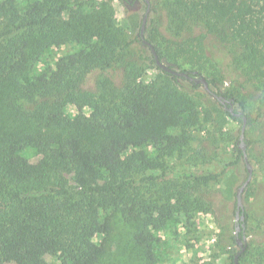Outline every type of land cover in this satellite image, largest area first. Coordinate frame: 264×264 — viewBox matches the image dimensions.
Here are the masks:
<instances>
[{
  "label": "trees",
  "instance_id": "1",
  "mask_svg": "<svg viewBox=\"0 0 264 264\" xmlns=\"http://www.w3.org/2000/svg\"><path fill=\"white\" fill-rule=\"evenodd\" d=\"M92 1L0 2V264H100L117 215L135 227L147 264H156L155 233L208 213L204 188L229 167L244 163L247 172L239 137L235 161L219 172L168 166L201 122L182 81L201 85L159 68L140 35L115 51L121 30L107 5L89 10ZM163 2L168 34L147 39L163 63H184L192 70L179 71L192 77L207 63L228 75L244 68L264 76V0ZM67 43L80 48L37 71L48 49ZM152 69L158 79L145 80ZM90 77L94 89L85 87ZM257 113L247 114V126L264 116V95Z\"/></svg>",
  "mask_w": 264,
  "mask_h": 264
},
{
  "label": "rangeland",
  "instance_id": "2",
  "mask_svg": "<svg viewBox=\"0 0 264 264\" xmlns=\"http://www.w3.org/2000/svg\"><path fill=\"white\" fill-rule=\"evenodd\" d=\"M18 1L25 6L35 0ZM149 1L151 10L144 31L146 39L157 37L160 33L168 34L163 0ZM103 5H107L115 26L122 33L112 39V46L117 51L125 41L134 40L140 35L147 5L144 0H93L89 10L95 6L94 10L100 9ZM136 45L142 49L138 42ZM79 48L75 43H67L48 49L37 71L54 65L58 58L76 52ZM177 70L192 69L182 63ZM160 74L161 71L156 69L149 70L145 80H156ZM201 74L208 79H216V85L211 88L214 92L234 95L238 100L235 102V110L257 117L258 100L264 95V76L253 77L244 68L228 75L213 63H207L206 70ZM182 84L195 98L201 122L189 129L192 136L189 148L183 154L177 153L168 159L167 164L175 172H219L225 165L235 161L234 147L241 124L231 119L224 106L206 92L203 86L194 89L186 80ZM95 85L96 78L90 77L85 87L94 89ZM245 139L251 142L249 146L246 145V152L253 174L242 195L248 220L244 232H239V238L246 236L249 250L241 264H264V116L247 126ZM148 150L155 156L153 149ZM247 176L244 163L229 167L218 183L204 188L203 196L210 210L208 213L196 212L191 222L182 219L176 226L157 231L155 234L161 242L154 246L156 264H230L231 255L239 250L235 237L236 193ZM237 224L241 225L240 222ZM134 231V226L117 215L107 252L100 264H147L143 251L134 242Z\"/></svg>",
  "mask_w": 264,
  "mask_h": 264
},
{
  "label": "water",
  "instance_id": "3",
  "mask_svg": "<svg viewBox=\"0 0 264 264\" xmlns=\"http://www.w3.org/2000/svg\"><path fill=\"white\" fill-rule=\"evenodd\" d=\"M129 2H133L134 0H126ZM146 2L147 8L146 12L144 14L143 20H142V26L140 31V37L143 41V43L151 50L153 57L155 59V62L159 68H161L163 71L173 74L176 76L186 77L190 81H194L195 83L201 85L204 87L205 91L212 94L218 101L221 103L225 110H228L233 116L242 118V126L240 130L239 135V146L241 150L243 151V158L247 167L248 176L246 180L243 182V184L239 187L236 193V230H235V237H236V243L238 244L240 250L235 254L234 256V264H240L239 259L240 256L246 251L247 244H246V236L243 235L242 238H239V232L242 230L244 232L245 226L244 224L238 225L237 223L240 221H244L245 216L242 211L244 210L243 204H242V195L248 186L251 178H252V168L248 161V156L246 152V144H245V136H246V128H247V115L235 110V100L233 98L227 99L223 95H218L215 92L212 91L210 84L207 80V78L203 75L197 74V72H192L194 75H197L196 77H192L189 72L179 71L177 69H173L170 66L166 65L162 62V60L159 58V55L154 48V46L145 38L144 31L147 23V18L149 15V12L151 10V4L149 0H144Z\"/></svg>",
  "mask_w": 264,
  "mask_h": 264
}]
</instances>
